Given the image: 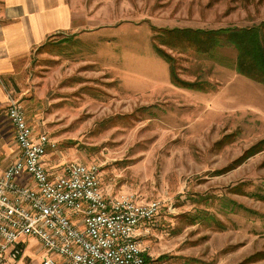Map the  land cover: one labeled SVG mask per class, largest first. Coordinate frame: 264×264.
I'll use <instances>...</instances> for the list:
<instances>
[{"label": "rangeland", "instance_id": "rangeland-1", "mask_svg": "<svg viewBox=\"0 0 264 264\" xmlns=\"http://www.w3.org/2000/svg\"><path fill=\"white\" fill-rule=\"evenodd\" d=\"M64 5L81 31L48 36L6 83L29 126L55 142L49 172L93 163L106 195L157 201L140 236L149 264H264V85L235 71L236 51L223 39L209 55L175 34L161 38L256 25L264 0ZM154 43L177 78L204 89L172 84ZM11 136L0 138L8 149ZM22 242L17 264H40L38 240Z\"/></svg>", "mask_w": 264, "mask_h": 264}, {"label": "built area", "instance_id": "built-area-1", "mask_svg": "<svg viewBox=\"0 0 264 264\" xmlns=\"http://www.w3.org/2000/svg\"><path fill=\"white\" fill-rule=\"evenodd\" d=\"M5 113L18 154L0 162V264L24 256L26 236L40 243V264H148L139 229L157 214L158 202L106 195L93 163L70 161L49 172L44 158L55 142L34 132L10 93Z\"/></svg>", "mask_w": 264, "mask_h": 264}, {"label": "crops", "instance_id": "crops-1", "mask_svg": "<svg viewBox=\"0 0 264 264\" xmlns=\"http://www.w3.org/2000/svg\"><path fill=\"white\" fill-rule=\"evenodd\" d=\"M64 3L65 0H0V121L7 120L10 126L8 129H2L0 123V138L3 134H10L14 145L13 149H8L0 140L2 164L12 161L18 154L14 130L5 113L7 94L10 92L6 86L7 80L13 79L18 67H25L33 47L40 45L48 36L58 33L68 35L81 31V26L75 22L76 18L72 11ZM92 19L94 22L93 17ZM44 163L49 170L46 159ZM143 226L139 229V239ZM144 259L149 262L145 251Z\"/></svg>", "mask_w": 264, "mask_h": 264}, {"label": "trees", "instance_id": "trees-1", "mask_svg": "<svg viewBox=\"0 0 264 264\" xmlns=\"http://www.w3.org/2000/svg\"><path fill=\"white\" fill-rule=\"evenodd\" d=\"M168 33L162 35L163 40L167 39L168 34H175L174 37H182L183 47H191L199 54L211 55L215 47L220 45L223 39L236 51L234 60L235 71L254 82L264 85V20L256 25L240 28H219L211 30L199 29H171ZM154 39L155 36L153 37ZM160 43V38L158 40ZM155 50L169 65L170 81L175 86L186 87L202 91L203 85L183 82L175 75L171 66L172 57L164 52L156 43ZM255 254H253L254 256ZM167 255H161L159 258H166Z\"/></svg>", "mask_w": 264, "mask_h": 264}]
</instances>
